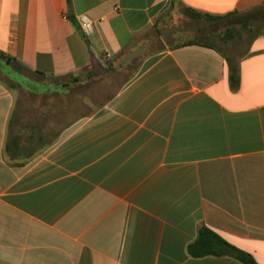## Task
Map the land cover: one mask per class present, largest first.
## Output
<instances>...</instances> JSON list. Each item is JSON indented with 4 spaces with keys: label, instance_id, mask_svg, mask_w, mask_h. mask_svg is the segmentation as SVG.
Instances as JSON below:
<instances>
[{
    "label": "crops",
    "instance_id": "1",
    "mask_svg": "<svg viewBox=\"0 0 264 264\" xmlns=\"http://www.w3.org/2000/svg\"><path fill=\"white\" fill-rule=\"evenodd\" d=\"M259 4L0 0V264H243L190 256L200 225L264 264V32L216 47L184 13ZM19 88L59 99L49 139Z\"/></svg>",
    "mask_w": 264,
    "mask_h": 264
},
{
    "label": "trees",
    "instance_id": "2",
    "mask_svg": "<svg viewBox=\"0 0 264 264\" xmlns=\"http://www.w3.org/2000/svg\"><path fill=\"white\" fill-rule=\"evenodd\" d=\"M260 7H263L264 9V4H259L256 8L244 13L232 11L225 14H209L191 9H185L184 13L191 19L202 20L211 25L215 24L220 26L221 31L218 34L219 38L222 40H229L236 37L242 29L249 28V31H251L252 34L257 33L253 31L250 25H248V21L264 18V13L257 10ZM70 19L75 22L73 18ZM0 56L7 58L3 54H0ZM9 61L14 62V59L9 58ZM227 79L231 88L236 87L238 77L234 69L229 70ZM11 86H13V84ZM186 252L193 257L226 255L237 259L243 264H257L248 253L233 246L211 229L203 225H200L197 228L193 240L186 245Z\"/></svg>",
    "mask_w": 264,
    "mask_h": 264
},
{
    "label": "rangeland",
    "instance_id": "3",
    "mask_svg": "<svg viewBox=\"0 0 264 264\" xmlns=\"http://www.w3.org/2000/svg\"><path fill=\"white\" fill-rule=\"evenodd\" d=\"M259 12L264 13L263 7H260L257 9ZM198 26L200 27L201 35H199V39L202 41H206L216 47H222L223 44L221 40L219 39V32L221 31L220 26L218 25H211L208 22L199 20ZM248 25H250L254 32H264V18H261L260 20H249ZM205 33V34H204ZM249 34H252V32H248ZM197 37L195 33L192 34H179L182 38H187L193 36ZM245 36V34H244ZM179 37V39H180ZM137 42H133L131 47L135 46ZM137 56L135 57L134 61L131 63L130 66L124 68L122 72L130 73L131 71H134L137 68V65L140 61V56L138 53H136ZM134 63V64H133ZM102 79V78H99ZM98 79V80H99ZM104 84H110V87H113V82L107 83L106 81ZM36 88L41 90H48L49 88L47 86H36ZM15 102L19 104L20 108H22L23 111L30 113V115L26 116L23 115L24 120L28 122V118L34 119L35 121L40 120L43 123L42 128V135L44 139H49L56 131L57 126L60 124L58 119L54 117L52 114H40L38 115L36 112L39 108L45 110H50V108L54 109L58 106L59 99L55 98L53 96H49L48 98H40V97H32L28 93L24 92L21 88L15 91ZM66 116V115H65Z\"/></svg>",
    "mask_w": 264,
    "mask_h": 264
},
{
    "label": "built area",
    "instance_id": "4",
    "mask_svg": "<svg viewBox=\"0 0 264 264\" xmlns=\"http://www.w3.org/2000/svg\"><path fill=\"white\" fill-rule=\"evenodd\" d=\"M74 21L81 34L87 35L89 33L91 28V21L87 17L83 15H78L74 18Z\"/></svg>",
    "mask_w": 264,
    "mask_h": 264
}]
</instances>
